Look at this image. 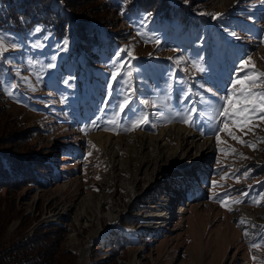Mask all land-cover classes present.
Masks as SVG:
<instances>
[{"label":"rangeland","instance_id":"rangeland-1","mask_svg":"<svg viewBox=\"0 0 264 264\" xmlns=\"http://www.w3.org/2000/svg\"><path fill=\"white\" fill-rule=\"evenodd\" d=\"M52 1L65 11L59 0ZM197 1L201 2L197 19L204 22L184 24L153 15L146 19L143 11L112 9L106 14L113 24L110 38L100 25L104 45L92 52L78 49L72 22L64 38L55 37L52 28L42 23L21 29L0 27L8 48L0 55V92L6 115L0 112V132L5 120L9 127L4 126V131L15 124L22 131L29 130L30 141L54 160L45 188L30 185L1 197V208L12 202L17 217L7 224L5 239L25 226L24 233L30 234L58 221L70 229L62 237L60 253H75L74 264H78L77 249L86 244L85 264L109 259L105 251L119 231L135 244L128 249L126 264H264V244L257 239L264 232V180L253 173L264 164V120L253 116L241 126L236 117L217 118L213 125L224 129L226 122L227 129L210 131L204 123L202 134L175 116L181 87L190 89V99L203 107L201 94L214 101L213 93L226 96L234 80L264 73V0ZM203 13L224 15L213 19ZM65 40L66 50H61ZM9 41L19 47L10 48ZM121 49H126L121 52L124 63L114 69L113 57ZM179 57L185 59L177 63ZM193 61L206 70L198 71ZM120 67L131 75L109 88L111 71ZM240 87L233 86V95ZM249 87H264V79ZM125 95L132 100L130 108L147 113L149 122L143 127L124 130L133 116L130 110L122 113L117 107ZM176 125L197 139L186 152L183 162L188 166L165 177L156 174L154 181L148 168L139 163L140 155L119 151L125 161L114 169L94 139L106 134L113 139L132 134L158 136ZM205 140L209 148L192 167L188 159L201 156L197 144ZM144 152L139 154L155 158L152 149ZM133 172L138 178L134 195L124 185L133 182ZM97 243L101 250L90 260V250Z\"/></svg>","mask_w":264,"mask_h":264},{"label":"trees","instance_id":"trees-1","mask_svg":"<svg viewBox=\"0 0 264 264\" xmlns=\"http://www.w3.org/2000/svg\"><path fill=\"white\" fill-rule=\"evenodd\" d=\"M65 6L62 12L52 0H0V27L27 28L34 24H45L52 28L55 37L67 36V26L73 23L78 49L84 52L99 50L104 44L100 25L104 28L106 38H110L113 24L106 19L107 12L115 8L126 11L151 13L156 18L180 20L186 24L198 18L197 0H59ZM1 85V80H0ZM0 92V112L5 115V108ZM3 103V104H2ZM6 116V115H5ZM7 120L1 125L0 134V203L3 195L13 194L26 186L35 185L45 188L47 179L53 173V161L44 150L30 141L27 130L15 127L4 131ZM14 130V131H13ZM56 161V160H55ZM256 177L264 180V164L253 171ZM0 204V264H74L75 253L64 251L60 253L62 237L70 229L58 221H51L38 227L32 233L15 232L8 239L3 233L7 224L17 218L13 212L12 202L1 208ZM21 222V221H20ZM21 227H18L20 229ZM17 229V230H18ZM24 233V234H23ZM115 235V236H114ZM114 241L107 246L109 259L99 260L91 264H126L128 249L134 247L130 236L124 231L114 232ZM101 245L97 243L90 250V260L100 252ZM63 255V256H62ZM65 255V256H64Z\"/></svg>","mask_w":264,"mask_h":264},{"label":"snow or ice","instance_id":"snow-or-ice-1","mask_svg":"<svg viewBox=\"0 0 264 264\" xmlns=\"http://www.w3.org/2000/svg\"><path fill=\"white\" fill-rule=\"evenodd\" d=\"M185 2H187V0H185ZM203 14L211 15L213 19H218L224 15L223 13H215V14L203 13ZM151 15H152L151 13H147L145 18L150 19ZM35 31L37 32L40 31V28L37 27ZM4 42H5V37L0 36V55H4L8 51V48L4 47ZM156 43L159 44L160 41L157 39ZM8 46L12 49H16L17 47H19L17 43H13L10 41L8 42ZM66 46H67V40L63 42V46L61 47V50H66ZM124 51H126V49H121L120 51L116 52L115 56L113 57V60L116 61V64L112 65L114 69L117 67V65H123L124 61L123 58H121V52ZM131 55L132 54L129 52L128 56L131 57ZM169 59H173V58L170 57ZM176 59H177V63H179V61L184 60L185 57H179ZM240 63L242 67L246 66L244 61H241ZM193 64L197 66V69L200 72H204L206 70L203 67V65L200 64L198 61H193ZM48 67L51 68L53 67V65L49 64ZM125 75L130 76L131 73L129 72L125 74L123 67H120L119 71L112 70L111 80L109 81V88H111L112 84L115 82H122ZM261 79H264V73H260L258 77L245 76L243 79L234 80L233 86L236 84H239L241 86L239 92L233 95V86H229L228 94L226 96L221 97L213 93V96L215 97L214 101L207 99L204 96V94H201L200 103L203 105V107H197V102L190 99L192 95V91L190 89H185L181 87L180 109L175 111L176 119L188 125L189 127L198 128L202 134L205 131V128L202 126V124L204 123H207V125L209 126L208 130L210 131L213 130V128L219 130L227 129L226 122L224 129H220L219 124L213 125L212 122L217 118L236 117L241 122V126L249 123L250 120L253 118V116L257 119L264 120V87H257V88L249 87L251 83H258ZM65 83H68V81H65ZM168 87H171V85L169 84ZM200 87L203 88L204 85H200ZM211 91H212L211 89H205V92H211ZM134 94H135V90H133V95ZM107 99H110V93L109 96L105 99L104 102L105 108L107 107ZM225 101H227L226 104ZM131 103L132 100L127 95H125L122 98L121 102L117 105L120 112L123 113L126 110H130L133 113V116L129 118L130 127L124 129L126 131H131L134 130L135 128L143 127L144 124L149 122L147 113L143 109L137 110L130 108ZM140 103L148 104L149 101H140ZM153 106H154V102H153ZM101 111H103V108H101ZM94 126L99 127L98 125H94ZM213 134L216 135L217 140L219 141L220 137L218 133L216 131H213ZM233 139H238V138L233 136ZM241 142L246 143L245 141H241ZM247 174L248 173L246 172L245 175ZM244 195H247V193H245ZM222 206H226V205L222 203ZM247 234L248 233L246 231L245 235ZM257 239L260 240L261 244H264V232L259 233L257 235ZM254 246H255V241H251L250 247H254Z\"/></svg>","mask_w":264,"mask_h":264},{"label":"bare ground","instance_id":"bare-ground-1","mask_svg":"<svg viewBox=\"0 0 264 264\" xmlns=\"http://www.w3.org/2000/svg\"><path fill=\"white\" fill-rule=\"evenodd\" d=\"M176 126H174L175 128H165L161 130V134L158 136H152V137L147 136L146 138L145 137L140 138L137 137L138 135L135 136L136 134L135 135L132 134V137H128V138L118 137L117 139H113L110 137L111 135L109 136L106 134V136L95 135L94 139L97 141L100 148L102 150H105V152L109 157V162L111 163L114 169L119 167L120 165L119 162L124 163L125 161L119 158V154H118L119 151L133 154V156L135 154L140 155L138 157L139 163L145 166L146 169L148 168L147 171L151 177V181H154L155 180L154 175L156 174L157 175L160 174L161 176L164 175L165 177L169 174V172L172 173L176 169L177 170L180 169L179 171H183V169L186 170L188 166V165L187 166L184 165L183 161L184 158H187L188 151L192 148V146L196 144L197 139L195 138V135L191 131ZM172 142H175L174 144L175 146L173 149H171V147H173L171 146ZM208 143H209L208 140H205L203 141V143L197 144V147L200 150H202V153L199 158L197 157V154H195L191 156L192 157L191 159H188V161L191 162L190 165L192 164V167L197 165L198 162H200V159L205 156L207 149L209 148ZM148 148L152 149L154 154L152 152L151 153L152 156L155 155V158H150L147 156H146L147 158H145L144 156H141L142 152L147 151ZM133 174L134 177L136 174L135 172H133ZM197 175H200V172H197ZM137 180L138 178L134 177L133 182L126 181L124 183L126 189H128V191L131 192L133 195L137 193L135 190V182ZM191 182L192 179L190 183ZM163 215L165 216L167 215V213H163L162 216ZM155 217H159V215H156ZM88 246L89 244H86L84 247H79L77 249L76 252H78L79 254L78 264H85L86 256H87L86 251L88 250Z\"/></svg>","mask_w":264,"mask_h":264}]
</instances>
